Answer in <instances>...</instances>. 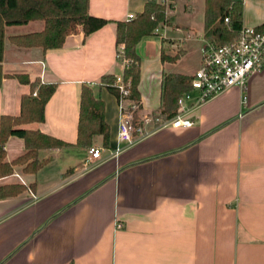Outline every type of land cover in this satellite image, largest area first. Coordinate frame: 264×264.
<instances>
[{"label":"crops","instance_id":"1","mask_svg":"<svg viewBox=\"0 0 264 264\" xmlns=\"http://www.w3.org/2000/svg\"><path fill=\"white\" fill-rule=\"evenodd\" d=\"M146 1L89 0V13L110 21L88 35L79 29L60 48L8 50L6 35L4 74L55 83L44 119L24 126L75 142L87 84L104 102L109 144L94 135L91 145L104 148L103 158L90 167L88 147L39 149V158L49 160L26 174L37 198L25 189L0 199V264H264V69L244 88L231 86L192 108L190 126L161 123L174 109L162 98L164 79L192 76L200 66L204 0H169L172 24L137 43L136 122L148 134L106 157L120 109L100 80L124 71L114 21L143 11ZM235 1L242 3L243 26L264 23V0ZM32 26L17 34L40 31L43 23ZM29 91L28 83L3 77L0 114H18ZM5 149L7 160L23 153V138L11 135Z\"/></svg>","mask_w":264,"mask_h":264},{"label":"trees","instance_id":"2","mask_svg":"<svg viewBox=\"0 0 264 264\" xmlns=\"http://www.w3.org/2000/svg\"><path fill=\"white\" fill-rule=\"evenodd\" d=\"M168 5L158 0H147L143 11L133 19L114 21L116 23V43L124 46V57L128 64L123 71L125 80L130 81V97L140 103L138 84L140 81V57L136 45L146 35L153 34L160 24H172V17L167 14ZM89 0H0V82L3 77H15L30 85V91L23 93L18 114H0V177L9 175L14 165L24 164L23 170L36 172L48 157L39 158L41 148L78 145L89 147L96 134H102L103 144H109V126L104 118V102L96 97L91 86L83 84L80 92L79 118L75 142H68L36 128L24 124L42 121L44 106L55 89V83L30 81L25 74L7 75L2 72L4 60L6 28L24 25L33 21L43 23L40 31L9 35L10 43L20 48L40 47L42 50L60 48L67 36L82 29L88 35L103 27L110 20L92 16ZM228 19V22L225 21ZM242 3L235 0H204V33L206 41L213 45H222L233 40L242 27ZM264 27V23L258 26ZM164 58V57H163ZM175 60L176 57L170 58ZM173 80L169 83L168 81ZM191 76L177 74L164 79L162 98L169 100L173 110L167 117L174 115L178 97L190 87ZM104 84L116 96L119 95L113 74L101 77ZM36 90V91H35ZM35 91V94L33 93ZM136 122L137 111L133 114ZM11 135L24 140L25 151L11 160L6 159L5 143ZM33 186L32 183L29 185ZM28 186L22 182H0V199L14 196Z\"/></svg>","mask_w":264,"mask_h":264},{"label":"built area","instance_id":"3","mask_svg":"<svg viewBox=\"0 0 264 264\" xmlns=\"http://www.w3.org/2000/svg\"><path fill=\"white\" fill-rule=\"evenodd\" d=\"M158 2L168 5L169 0H158ZM134 17L135 15L131 13L127 15V19H133ZM225 21L228 22V19L225 18ZM117 57L125 69L128 61L124 57V46L122 44L118 48ZM263 69L264 27L259 29L253 26H242L233 40L218 46L205 41L202 48L201 63L191 76L189 89L178 97L174 115L161 123L175 127L190 126L193 122L189 116L192 108L231 86L237 85L244 88L248 78ZM115 84L119 90L117 99L120 109V121L116 143L107 150L106 157L108 158L118 156L124 149L148 134L144 124L134 123L133 121V114L139 110L140 103L129 96L130 81L125 80L123 74H119L115 76ZM148 119L149 117L145 116L143 123ZM102 149L104 148L95 145L88 147V163L85 164V167H90L103 158ZM29 191L33 199L37 198L34 192L30 189ZM116 225L120 226V223Z\"/></svg>","mask_w":264,"mask_h":264},{"label":"rangeland","instance_id":"4","mask_svg":"<svg viewBox=\"0 0 264 264\" xmlns=\"http://www.w3.org/2000/svg\"><path fill=\"white\" fill-rule=\"evenodd\" d=\"M39 24H41L40 21H35L33 24H29V26H26V27H22L20 25L19 26H8L6 28L7 29L6 30V35L17 34V33L23 32V31L25 32L27 30L33 29L32 25H39ZM6 45H7L8 50L10 49V47H12V48L15 47L7 39H6ZM24 151H25V149H24ZM38 157H39V151H38ZM23 166H24V164H16V165H14L13 172L11 174H9V175L0 177V182L18 181V182H22V183L26 184L28 186L26 188L27 190L30 189L29 188L30 187L29 186L30 182L27 181V179H26V174L28 172H25L23 170ZM14 173H17L18 175L14 174ZM7 176H10V177H7Z\"/></svg>","mask_w":264,"mask_h":264}]
</instances>
